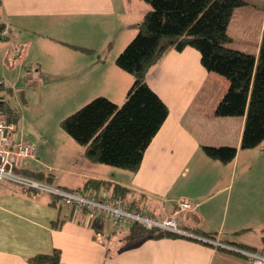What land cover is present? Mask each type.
<instances>
[{"label": "crops", "instance_id": "crops-1", "mask_svg": "<svg viewBox=\"0 0 264 264\" xmlns=\"http://www.w3.org/2000/svg\"><path fill=\"white\" fill-rule=\"evenodd\" d=\"M129 7V0H0V26L8 27L7 36L0 39V63L5 68L13 65L22 52L14 54L12 49L28 43L29 32L65 26L60 31L65 37L58 39L70 50H61L66 57L57 54L60 66L55 75H60L58 80L62 75L69 78L59 83L60 88L74 90L75 95L93 92L92 96L120 103L132 76L114 60L136 28L118 26L116 48L104 55L99 49V56H93L96 44H107L95 26L110 27L111 16L121 17ZM262 19L263 28L264 12ZM77 45L91 47L92 56L79 54L85 52ZM31 70V76H38V69ZM146 82L166 104L168 114L137 170L92 162L81 147L76 156L66 157L75 162L77 170L72 173L77 177L54 185L77 189L87 178L118 183L130 190L120 200L127 205L138 196L140 211L159 218L176 213L177 202L184 200L190 208L178 212L175 219L190 238L126 239L127 224L114 225L99 214L51 203L48 193H29L2 180L0 264H29L28 257L55 248L60 251V264H246V258L228 247H237L234 242L250 245L240 238L248 229L264 230V140L254 148H240L244 116L214 114L228 81L206 70L193 47L169 50L150 68ZM203 145H230L237 152L232 161L223 163L206 156ZM40 147L36 146L35 158L26 159V167L20 164L21 170L58 168L44 159ZM190 226L214 232L215 238L188 232Z\"/></svg>", "mask_w": 264, "mask_h": 264}, {"label": "trees", "instance_id": "trees-1", "mask_svg": "<svg viewBox=\"0 0 264 264\" xmlns=\"http://www.w3.org/2000/svg\"><path fill=\"white\" fill-rule=\"evenodd\" d=\"M148 8L135 24L136 33L115 57V64L132 76L123 100L116 103L98 95L60 121L63 130L83 147L84 156L97 163L136 171L150 140L168 114L166 104L148 86L146 75L171 49L190 46L200 53V62L208 70L222 75L228 86L217 102V116H244L240 148L251 149L264 140V26L256 54L227 45V32L233 10L244 0H143ZM4 26H0V31ZM6 34H0V39ZM83 51L90 48L74 46ZM2 104V102H0ZM0 110H2L0 105ZM206 156L223 163L234 159L237 148L230 145H203ZM21 173L47 181L48 172L21 170ZM47 179V180H45ZM29 193L34 189L20 186ZM107 190L112 199H122L127 187L107 180L87 178L77 189ZM101 189V190H99ZM96 190V191H95ZM95 193V194H96ZM98 195V194H96ZM55 202L52 197L51 203ZM139 198L133 197L127 208L138 211ZM56 222V221H55ZM54 222V223H55ZM188 232L209 239L214 232L188 227ZM126 239L188 237L178 232L146 228L141 223H127ZM241 249L264 252V235L260 247L234 242ZM229 250V249H228ZM237 253L244 258L246 256ZM29 264H60V251L37 253Z\"/></svg>", "mask_w": 264, "mask_h": 264}, {"label": "rangeland", "instance_id": "rangeland-1", "mask_svg": "<svg viewBox=\"0 0 264 264\" xmlns=\"http://www.w3.org/2000/svg\"><path fill=\"white\" fill-rule=\"evenodd\" d=\"M129 5L125 15L116 18L111 16L110 27L95 26L96 33L107 38V44H104L105 42L101 46L96 44L97 50L93 56H99L97 54L99 49L100 54L103 55L105 51L107 53L115 49L114 42L119 34L118 26L135 28V24L141 20L148 7L143 0L141 5L134 0H129ZM263 12L264 0H246L245 4L236 7L227 27L231 37L227 45L245 52L257 53L263 29L261 26ZM63 27L65 26H47L38 30L37 33H26L28 35L26 40L29 42L22 47L17 46L12 49L14 54L21 51V56H18L9 68H5L6 65L0 63V77L3 79V84L0 85V102H2L0 105L9 120L17 125L13 137L41 146L40 153L43 154L44 159L58 167L48 171L51 179H45L46 182H52V185L64 178L77 177L72 173L77 170L75 162L67 161L66 157L76 156L77 149L82 147L63 130L60 121L95 97L92 96L93 92L84 91L75 95L74 90L61 89L62 84L59 86V83L69 78L62 75L61 80H58L60 75H55V70L60 66L57 62V54L66 57V53H61V50L64 48L70 50L63 46L59 40L61 38L58 39V37H65L63 33H60ZM78 52L85 56L93 54L92 48L84 51L85 53ZM1 59L2 57L0 61ZM32 67L38 69V76H31ZM24 160L21 162L22 167H26V159ZM59 167L62 169L60 170ZM178 212L180 211H176L171 216L175 218ZM245 232L240 238H244V241L250 245L260 247L264 230L252 228ZM228 248L235 251L234 248L238 247Z\"/></svg>", "mask_w": 264, "mask_h": 264}, {"label": "built area", "instance_id": "built-area-1", "mask_svg": "<svg viewBox=\"0 0 264 264\" xmlns=\"http://www.w3.org/2000/svg\"><path fill=\"white\" fill-rule=\"evenodd\" d=\"M8 27L4 26L0 34H7ZM3 80L0 78V85ZM17 129L15 122H11L7 115L0 110V181L6 180L22 187H28L36 191L48 193L55 198V202L75 210H86L89 214H99L109 219L114 225L130 222L141 223L146 228L158 227L188 235L177 226L173 216L162 218L153 217L142 211L127 208L120 199H112L105 194L96 195L92 189L70 190L52 185L48 182L29 177L18 168L22 160L35 158L36 148L34 144L13 137ZM190 204L184 200L177 202L176 211L189 209ZM246 256V264H264V253L234 248Z\"/></svg>", "mask_w": 264, "mask_h": 264}]
</instances>
